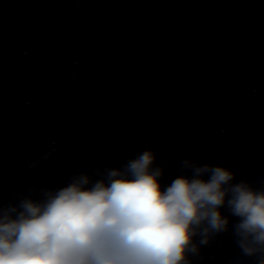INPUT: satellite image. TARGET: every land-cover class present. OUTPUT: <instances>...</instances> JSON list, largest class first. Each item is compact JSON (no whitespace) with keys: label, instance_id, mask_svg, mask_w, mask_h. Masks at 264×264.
Returning <instances> with one entry per match:
<instances>
[{"label":"clouds","instance_id":"obj_1","mask_svg":"<svg viewBox=\"0 0 264 264\" xmlns=\"http://www.w3.org/2000/svg\"><path fill=\"white\" fill-rule=\"evenodd\" d=\"M155 161L144 150L100 179L81 173L42 190L43 199L0 207V264H191L196 236L206 245L228 230L225 205L238 218V247L264 264V188L233 183L231 169L190 159L181 166L191 176L162 186Z\"/></svg>","mask_w":264,"mask_h":264}]
</instances>
